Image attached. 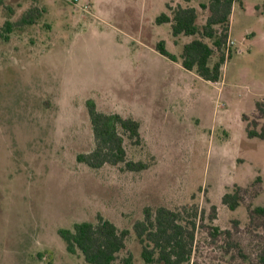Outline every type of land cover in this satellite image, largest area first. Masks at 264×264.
<instances>
[{
  "label": "rangeland",
  "instance_id": "1",
  "mask_svg": "<svg viewBox=\"0 0 264 264\" xmlns=\"http://www.w3.org/2000/svg\"><path fill=\"white\" fill-rule=\"evenodd\" d=\"M211 1L0 0V264H87L59 230L99 215L129 231L114 264H146L135 225L159 208L182 212L187 231L196 223L187 264H261L264 138L249 131H264V0L234 3L218 83L182 66L200 36L156 21L195 8L202 27ZM88 100L139 122V143L122 134L127 161L146 169L78 162L95 149ZM237 190L231 211L223 197Z\"/></svg>",
  "mask_w": 264,
  "mask_h": 264
},
{
  "label": "trees",
  "instance_id": "2",
  "mask_svg": "<svg viewBox=\"0 0 264 264\" xmlns=\"http://www.w3.org/2000/svg\"><path fill=\"white\" fill-rule=\"evenodd\" d=\"M236 1L212 0L209 6L211 16L202 27L197 24L198 14L195 8L173 9L168 6L172 11V16L164 13L156 20L159 25L171 24L172 34L176 38L181 35L200 36L184 45L181 60L182 66L187 71H195L201 79L207 82L218 83L222 80L223 67L230 58V53L226 54V46L227 43L229 44L230 18ZM201 7L207 8L206 5ZM22 23L35 24V16L29 14L22 19ZM13 27L14 24L7 22V33H11ZM6 39L9 38L6 37ZM204 39L211 40L213 46L206 43ZM156 51L172 61H178V57L168 51L165 41L156 45ZM216 52H218V59L211 65V59ZM87 106L95 138V149L90 153L78 155V162L92 169H100L105 165L117 166L123 163L128 171L137 172L146 169L148 166L142 162L127 161L122 134V132L128 134L130 139L139 143L141 138L139 122L124 118L119 114L99 112L93 100H88ZM257 109L264 117V103H258ZM249 135L264 138V131L261 134L249 131ZM223 203L231 211L237 210L241 204L240 190L226 194L223 197ZM255 212L264 215V206L256 208ZM183 217L182 212L159 208L154 215L147 211L145 220L135 225L138 239L144 245L142 257L146 264H187L190 262L196 223L192 224V231H187L181 224ZM215 232H219V229L215 228ZM59 234L66 243L68 253L81 255L87 264H114L119 253L126 248L129 231H120L114 223L99 215L96 223H76L72 230L61 229ZM124 261L126 264H132L131 257ZM260 263L264 264V252L260 256Z\"/></svg>",
  "mask_w": 264,
  "mask_h": 264
},
{
  "label": "built area",
  "instance_id": "3",
  "mask_svg": "<svg viewBox=\"0 0 264 264\" xmlns=\"http://www.w3.org/2000/svg\"><path fill=\"white\" fill-rule=\"evenodd\" d=\"M73 2H74L75 4H77V3L80 2V0H73Z\"/></svg>",
  "mask_w": 264,
  "mask_h": 264
}]
</instances>
